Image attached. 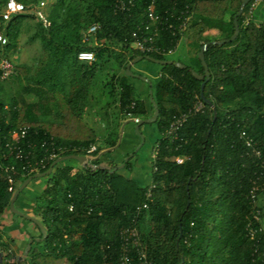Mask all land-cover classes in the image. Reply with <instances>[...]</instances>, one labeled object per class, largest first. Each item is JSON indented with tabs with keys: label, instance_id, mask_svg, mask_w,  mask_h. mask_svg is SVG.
Masks as SVG:
<instances>
[{
	"label": "trees",
	"instance_id": "obj_1",
	"mask_svg": "<svg viewBox=\"0 0 264 264\" xmlns=\"http://www.w3.org/2000/svg\"><path fill=\"white\" fill-rule=\"evenodd\" d=\"M16 1L26 11L10 21L2 17L8 0L0 1V33L8 40L4 46L0 43V61L11 60L12 76L17 73L24 82L17 95L9 97L6 83L12 76L2 81L0 71V264H121L123 238L133 227L152 264H264V233L251 239L246 229L256 211L249 192L255 183L264 186V24L245 23L255 0L238 18L239 35L233 42L228 41L235 34L234 18L244 0H136L129 11L116 10L114 0H56L44 19L34 12L41 0ZM153 1L158 14L173 22L187 8V16L228 22L233 32L218 40L203 38L202 30L190 22L182 35L162 33L157 43L167 50L187 39L194 64L183 69L161 66L160 80L151 88L161 137L152 150L151 182L141 185L124 175L133 168L136 155L124 169L114 160L101 167L103 158L97 157L104 147L118 144L119 133H114L112 142L101 141L95 130L87 129L83 117L94 109L97 73L113 62L118 72L109 75L99 93L101 100L107 98L104 113L109 117V111L118 108V130L120 119L153 117L150 98L143 100L126 73L137 58L166 60L163 55H143L131 46L132 33L146 23ZM28 19L36 21L30 40L40 42L43 50L35 66L13 61L24 28H31ZM93 25L100 30L87 42ZM217 41L226 43L211 45L205 52L211 77L202 90L203 81L193 74L205 73L198 53L205 44ZM80 52H92L95 61H79ZM199 101L205 105L203 113L187 121L178 140L169 139L167 131L174 119ZM23 129L26 137L16 138ZM247 138L253 141L251 147ZM52 144L65 151L47 160L45 169L31 172L49 157ZM92 146L97 149L89 154ZM70 155L96 159L89 167L62 162L44 178L46 186L32 207L46 236L42 240L37 227L39 240L32 238L24 260L16 242L5 236L2 220L7 213L19 217L11 212L10 203L24 182ZM179 157L185 158L182 164ZM130 248V261L139 264Z\"/></svg>",
	"mask_w": 264,
	"mask_h": 264
},
{
	"label": "built area",
	"instance_id": "obj_2",
	"mask_svg": "<svg viewBox=\"0 0 264 264\" xmlns=\"http://www.w3.org/2000/svg\"><path fill=\"white\" fill-rule=\"evenodd\" d=\"M116 4V10L118 11H129L134 7L136 0H114ZM263 0H255L250 7L248 17L246 19V25H248L251 21H253V16L256 8L262 3ZM46 4L41 2L38 7L34 8V12H37L40 18L44 19V15L42 14V10ZM26 11V8L23 4L18 3L16 0H8L6 3L5 9L2 13V17L5 21H10L13 17L18 16ZM187 8L186 11H182L180 15H178L175 19V22L171 21V17L164 16L158 14L157 12V4L156 1H153L149 6L147 11V21L142 26H139L136 31L132 33V48L135 51L140 52L143 55L149 56L151 54L156 55H168L173 53L177 47L173 50H167L158 45V41L162 38L161 35L165 31H172L182 35L186 29L188 24L191 22V17L187 16ZM46 25L49 23L45 22ZM264 24V23H263ZM100 30V26L93 25L86 34V41L97 34ZM8 42L7 38L3 33H0V43L1 45H6ZM78 60L81 62H94L95 56L92 52H80L78 55ZM14 64L11 60L4 58L0 61V71H1V80L6 81L13 75ZM205 109V105L203 102L199 101L196 105L190 109L188 112L183 113L182 115L176 117L174 121L171 123L168 131L167 137L171 140H178L181 129L187 123V121L194 115L203 113ZM140 119L134 118V122L138 123ZM27 130L23 129L21 135L15 134V137L20 139H24L26 137ZM243 136L245 134L243 133ZM247 146L251 147L253 141L249 138L246 140ZM43 146H46L44 144ZM52 149L48 150L49 157L44 158L36 163V168L31 169L33 172L38 170L39 168L45 169L47 165V160L51 161L56 159L59 155V152H64L65 149H57L54 144L51 145ZM96 146H92L89 150V154H92L96 151ZM257 156L260 157V152H257ZM91 159V156L88 155ZM185 158L179 157L177 158V162L182 164ZM10 183L13 184L14 181L10 180ZM11 191V190H10ZM147 198L151 199V191L147 193ZM249 200L255 205V212L253 215V220L249 221L247 224V233L251 239H255L257 235L264 233V186L260 187L256 183L253 188L249 192ZM148 204L143 205V209H147ZM141 207L137 209V212L140 213L143 210ZM127 232L130 233L128 238H123L126 232H123L122 238L124 240V244L121 245V264H133L130 261V257L128 254V250L133 249L136 251V255L139 259V264H152L146 259L145 254L141 250V240L139 238L138 230L136 227L131 228V230L127 229Z\"/></svg>",
	"mask_w": 264,
	"mask_h": 264
},
{
	"label": "crops",
	"instance_id": "obj_3",
	"mask_svg": "<svg viewBox=\"0 0 264 264\" xmlns=\"http://www.w3.org/2000/svg\"><path fill=\"white\" fill-rule=\"evenodd\" d=\"M253 21L258 24L264 23V0L256 8L253 16ZM191 22L192 25L202 30L201 37L203 38L218 40L221 37L230 36L233 32V28L228 22L211 19L196 14L191 17ZM187 42H188V46L190 47V42L189 41ZM190 54H191V60H193L192 64H194L192 49H190ZM135 60L131 62L130 65H131V73H133L137 77H130V76L128 77H130V82L135 87L139 95L143 98L144 101L147 102L150 98V92L152 91L151 88L152 87L155 88V86L160 80L162 68L160 65L158 68L152 66L151 65L152 63L147 60H142L139 62H136ZM148 110H149V114L152 115L153 112L150 106L148 107ZM97 117L102 122L106 120L105 118H108V115L107 113H102L96 116L88 112L84 115L83 122L85 125H88V122H90L91 119H94V121L96 122ZM131 119L133 118H128L127 120L120 119V121L123 123L122 125L124 126V132L121 139L122 141L120 147L114 150L112 149L115 148L117 145L115 147L106 146L103 148L102 152L97 157V158H103V164L101 165V167L102 166L108 167L107 162L110 160H114L119 165L120 169H124L121 167L125 163L126 159L133 153L134 156L137 155V152L143 147V145L141 146L142 141L135 131L136 123H130ZM142 133L144 135L145 140L146 139L150 140L155 135L154 129L151 128V126H147V127L144 126L142 128ZM119 135L121 136V133ZM124 135L127 137V139L125 145L123 146V140L125 137ZM120 136H119V140H120ZM159 138L160 137L155 139L156 143L159 140ZM106 142L107 141H104V143ZM151 159H152V153L150 155V159H147V165L145 166L141 165V162L139 160L136 159L133 160L132 162L133 168L130 171H124V175L131 177L132 179L139 182L141 185H148L151 182V178H152V172L150 170ZM40 181L41 180L34 181L33 183H31L29 187H27V189L21 194L19 200L15 202V207L20 212L27 214L28 216L31 217H35L33 215V207H32L34 205L35 199L37 198V196L40 195V192L44 190L46 186V182H44V180L41 181V184L39 183ZM2 224L4 226L3 229L5 232V236L13 239L17 244V249L19 250V252L23 254L25 253V250L29 242L32 240V238L33 237L37 238L39 235V231L38 229H36L38 227L37 225L36 228L34 229H31L28 226L27 230H24L21 221L17 220L11 213H7L4 216L2 220Z\"/></svg>",
	"mask_w": 264,
	"mask_h": 264
},
{
	"label": "rangeland",
	"instance_id": "obj_4",
	"mask_svg": "<svg viewBox=\"0 0 264 264\" xmlns=\"http://www.w3.org/2000/svg\"><path fill=\"white\" fill-rule=\"evenodd\" d=\"M1 1V0H0ZM42 2H44L46 4V6L44 7V9L42 10V14L45 16L46 12H48V8L50 7L51 4H53L56 0H41ZM27 24H29L31 26V28H24V31L21 35L20 38V44H19V49H18V56H16L17 58H14L13 61L15 64L20 65V64H24V65H29V66H35L36 63L38 62V59H40L41 55L43 54V50H42V46L40 44V42H32L30 40V37L33 35L34 33V27L36 24L35 20L32 19H28L27 20ZM190 49H192L191 47L188 46V42L187 39H183L179 46L177 47V49L168 55H165V61H172V62H181L183 66H192V62L193 60H191V54H190ZM150 64V63H149ZM152 66L158 68L159 65L157 64H151ZM115 62H113V64L109 65V67H112L109 69V67H105L103 69H101V71H99L97 73L96 76V83L97 85H95V89L92 90L93 95H95L97 98L94 102V109L90 110L92 113V115H99L101 113L106 112L107 110L103 109V107L105 106V102L107 100V98H102V100L99 98V93L102 90V87H104V83L105 80L108 79L109 75H113L114 73H117L118 70L115 68ZM23 78L21 77V75H16L12 76L8 82L6 83L7 86L9 87L8 89V96H15L17 95L20 86L23 84ZM105 89L103 88V91ZM100 99V100H99ZM97 112H99L97 114ZM109 117L105 118L106 120L102 121L98 119V117L96 118V122L94 121V119H91L90 122H88V125H86L87 129L89 130H95L98 133L99 139L102 141L103 139H110L109 141L112 142V140L114 139V133H121V129L123 127V125H121L120 130H118L117 127V114H118V108H112L110 111ZM94 117V116H93ZM91 117V118H93ZM95 118V117H94ZM98 121V122H97ZM147 126H151V128L154 129L155 135L152 139L150 140H145V143L143 144V147L137 152L136 157L134 158V160H139L141 162V165L145 166L147 165V159H150V155L152 153L153 147L156 144V140L158 137H161V134L157 128V126L155 125V123L149 125H145ZM113 133V134H112ZM110 135V137L108 136ZM120 136V135H119ZM125 136V135H124ZM126 139L127 137H124L123 140V146L126 143ZM102 143V142H101ZM101 146H104L103 144H100ZM142 146V143H141ZM138 147V146H137ZM91 159H96L94 157H91ZM68 162H72V161H68ZM79 164V163H77ZM78 167V166H77ZM104 168H107L106 166H102ZM41 181L44 180V182H47V179H39ZM41 181L39 182L41 184ZM34 215V214H33ZM17 220L21 221V223L23 224V229L27 230V227L29 226V228L34 229L36 228V224H34L33 222L26 220L22 217H18ZM37 229V228H36ZM24 255V254H23ZM20 253V256H23Z\"/></svg>",
	"mask_w": 264,
	"mask_h": 264
},
{
	"label": "water",
	"instance_id": "obj_5",
	"mask_svg": "<svg viewBox=\"0 0 264 264\" xmlns=\"http://www.w3.org/2000/svg\"><path fill=\"white\" fill-rule=\"evenodd\" d=\"M250 2V0H244L242 2V5H241V8L239 10V12L237 13V15L235 16L234 18V28H235V34L230 38V40L228 42H233L239 35V24H238V18L243 14L244 12V8L246 7V5ZM226 42H223V41H217V42H209L207 44H205L199 51L198 53V58L200 59L201 63H202V66L205 68V73L203 75H198L196 74L195 72L193 73L194 76L199 80V81H203L202 83V90L205 88L206 86V83L209 82L210 80V77H211V74H210V71H209V68H208V65L205 61V52L208 50V48L211 46V45H224ZM142 60H147L153 64H157V65H160V66H169V65H172L174 64L175 66L179 67V68H185V66L179 64V63H173L172 61H165V60H157L155 58H152V57H145V58H137L135 61L136 62H139V61H142ZM127 76H130V77H137L135 76L133 73H131V65L129 64L127 66ZM150 101L151 103L153 104V107L155 109V113H154V116L150 119H147V120H140L136 126H135V131L137 133V135L139 136V138L141 139L142 141V145L145 143V138H144V135L142 133V127L147 125V124H153L155 122H157L158 120V116H159V109L154 101V96H153V91L150 92ZM207 103L210 104L209 101H206ZM216 120V117L214 119V121ZM130 123H134V120L131 119L130 120ZM123 132H124V126L122 127V130H121V136H120V140L117 144V146L115 148H113L112 150L120 147V144H121V139H122V136H123ZM134 156V153L131 154L125 161V163L122 165L121 168H124L126 166V163H128L130 161L131 158H133ZM92 159H90L89 157L87 156H79V155H70V156H65V157H62L60 159H58L54 164H53V167L46 173H41V174H37L35 175L34 177H31L29 178L26 182H24L18 189V191L15 193L11 203H10V210L13 214H16L17 216H20L26 220H29L31 222H33L34 224H36L39 229L42 231L44 237L42 240H44L45 238V228L43 226V224L38 220L36 219L35 217H31V216H28L27 214H24L22 212H20L16 207H15V202L17 201L18 197L20 196V194L30 185V183L34 180V179H41V178H46L47 176L51 175L52 171H53V168L62 163V162H66V161H75L77 163H79V165L83 166V167H89L90 166V162H91ZM33 241L34 240H31L25 250V253H24V260H27V257H28V254L29 252L31 251L32 249V244H33ZM38 241V239H37Z\"/></svg>",
	"mask_w": 264,
	"mask_h": 264
},
{
	"label": "clouds",
	"instance_id": "obj_6",
	"mask_svg": "<svg viewBox=\"0 0 264 264\" xmlns=\"http://www.w3.org/2000/svg\"><path fill=\"white\" fill-rule=\"evenodd\" d=\"M133 120H134V118H133ZM135 123V122H134ZM137 124V123H136Z\"/></svg>",
	"mask_w": 264,
	"mask_h": 264
}]
</instances>
